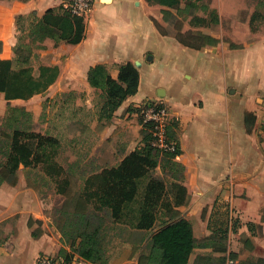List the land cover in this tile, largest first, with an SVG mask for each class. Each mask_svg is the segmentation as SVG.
I'll return each instance as SVG.
<instances>
[{
	"label": "crops",
	"instance_id": "1",
	"mask_svg": "<svg viewBox=\"0 0 264 264\" xmlns=\"http://www.w3.org/2000/svg\"><path fill=\"white\" fill-rule=\"evenodd\" d=\"M68 1L0 0V58L14 65L15 47L19 41H30L29 27L49 11L61 17L60 7ZM206 4L218 21L210 22L201 12L203 22L181 32L199 33L210 41L191 46L161 32L159 26L167 23L164 7L149 6L145 0H94L82 21L81 42L55 43L47 38L41 44L44 49L33 51L30 65L39 57L38 66L58 69L55 82L43 93L52 96L98 92L87 81L91 67L101 65L116 79L119 67L131 64L138 72L137 91L99 132L94 173L117 167L143 146L134 110L163 104L168 123H175L171 128L177 138L175 159L183 167L187 192L184 204L173 208L175 219L187 220L200 244L188 264H194L197 256L229 254L234 260L227 259L226 264H258V259L264 261V0H206ZM43 94L9 104L22 107ZM0 103L7 104L2 93ZM20 170L16 180L0 185V264H34L42 255L88 264L65 239L66 217L44 213L38 188ZM153 175L163 178L159 167ZM215 204L228 210L230 226L237 222L224 246L205 243L211 236L208 221ZM106 223L124 228L128 236L120 251L114 255L106 251L111 255L96 264H138L148 255L149 240L159 226L156 222L145 231L109 218Z\"/></svg>",
	"mask_w": 264,
	"mask_h": 264
},
{
	"label": "trees",
	"instance_id": "2",
	"mask_svg": "<svg viewBox=\"0 0 264 264\" xmlns=\"http://www.w3.org/2000/svg\"><path fill=\"white\" fill-rule=\"evenodd\" d=\"M145 2L151 6L166 8L162 11L165 22L168 21L171 10H176L180 4H183L184 11L193 8L206 14L210 22L218 21L215 11L209 10L206 0H145ZM64 5L60 7L61 17L54 16L53 12L49 11L29 27L26 37L30 41H19L15 47L16 64L19 65L17 69H13L11 60L0 58V93L4 94L7 102V117L4 122L8 123L6 127L12 129L11 132H0V168H5L10 175L15 174L19 166L40 163L41 156L37 152L44 141L48 140L30 130L31 114L28 111L9 104L11 100H28L34 95L43 94L58 76L56 67L43 65L38 66L37 74L33 75V67L30 65L33 51L44 49L41 44L47 38L54 40L55 43L62 40L69 44H78L83 38V18L69 14ZM22 19L20 17L19 21ZM197 20L203 22V19ZM179 33L185 34L181 30ZM195 35L199 36V41H210L199 33ZM180 36L175 35L176 39L182 42ZM188 44L197 45L195 42ZM87 81L92 89L104 97L100 116L108 121L123 101L137 91L138 72L128 63L120 66L117 78L112 79L103 66L96 65L90 68ZM148 107L145 105L134 111L139 114ZM174 124L168 123L166 138L177 144V138L171 129ZM141 126L143 146L125 157L117 167L103 169L93 176L98 184L94 191L96 206L93 213L65 216L67 225L65 223L64 229L74 227L70 238L72 251L85 263L104 262L105 250L101 245L100 236L108 218L116 224L145 231L153 229L154 224L159 222L147 246L149 253L142 256L138 264H188L190 254L200 245L193 237L190 223L182 218L175 219L177 215L173 211V208L184 204L187 194L182 185L183 167L175 159L178 155L177 146L171 153L158 151L150 145L153 140L151 123L141 122ZM19 137L25 141H21ZM32 140H36L34 148L30 146ZM157 167L161 169L163 178L154 177L153 171ZM4 181L6 180L0 172V185ZM169 195L170 201L167 200ZM217 205H214L212 218L208 221L211 236L205 243L224 246L228 232L235 230L237 222H232L230 226L228 210H222L223 208ZM217 216L219 224L213 221ZM216 250L225 253L224 249ZM227 259L234 260L232 254H229L228 258L225 255L217 258L197 256L194 264H226ZM248 263L253 264L252 261ZM257 263L264 264V261L258 259Z\"/></svg>",
	"mask_w": 264,
	"mask_h": 264
},
{
	"label": "rangeland",
	"instance_id": "3",
	"mask_svg": "<svg viewBox=\"0 0 264 264\" xmlns=\"http://www.w3.org/2000/svg\"><path fill=\"white\" fill-rule=\"evenodd\" d=\"M172 12L174 15L168 16L165 26H159L160 30L164 33L181 35L182 42L201 43L199 36L191 32L179 33L180 30L186 31L193 24H198L200 20L197 19L204 17L201 11L193 8L184 11L183 4H180L179 8ZM39 62V57H36L31 65L37 68ZM18 67L16 63L13 65V69ZM46 95L37 96L21 107L31 114L30 130L48 140L44 141L37 152L41 156V162L38 164L33 162L26 167L19 166L18 169L21 170L18 173L25 180L36 185L35 187L38 188L36 192L43 201V211L46 215L55 218L57 215L65 217L66 214L72 216L75 213H93L96 206L94 191L98 186L97 180L93 177L96 170L94 157L99 152L95 147L98 144V134L107 122L100 116L104 97L92 91ZM6 107L0 103V132L12 130L6 127L8 123L4 122L7 117ZM138 118L140 123H143L141 113L138 114ZM19 138L25 141L22 137ZM35 144L36 140L30 141L32 148ZM61 171L62 173H58ZM0 172L5 180L14 181L17 178V171L10 175L5 168H0ZM218 219L219 216L213 221L219 224ZM73 228L70 226L64 229L67 241L72 238ZM125 236L128 234L125 233L124 228L110 223L104 225L100 237H102L101 245L104 247L105 257L111 255L107 252L114 255L120 251L123 246L121 241L126 238Z\"/></svg>",
	"mask_w": 264,
	"mask_h": 264
},
{
	"label": "built area",
	"instance_id": "4",
	"mask_svg": "<svg viewBox=\"0 0 264 264\" xmlns=\"http://www.w3.org/2000/svg\"><path fill=\"white\" fill-rule=\"evenodd\" d=\"M94 0H69L64 8L69 14L76 17L85 18L91 11ZM143 123H151V132L153 140L150 143L152 147L160 152L171 153L176 149L177 144L168 141L166 138V127L168 126V112L161 103L149 106L141 113ZM232 263V262H229ZM34 264H81L74 259H68L63 256H39Z\"/></svg>",
	"mask_w": 264,
	"mask_h": 264
}]
</instances>
